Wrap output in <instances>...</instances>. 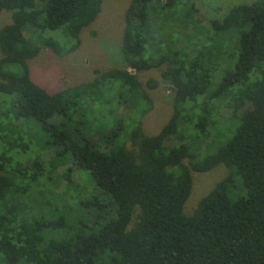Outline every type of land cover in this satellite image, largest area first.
Returning a JSON list of instances; mask_svg holds the SVG:
<instances>
[{
  "label": "trees",
  "instance_id": "16d2710c",
  "mask_svg": "<svg viewBox=\"0 0 264 264\" xmlns=\"http://www.w3.org/2000/svg\"><path fill=\"white\" fill-rule=\"evenodd\" d=\"M174 3L131 0L125 68L49 93L29 74L34 42L57 55L74 52L102 0H0V13H11L0 29V264H264V0L232 7L208 29L192 2L179 24L160 16ZM175 27L186 47L158 55ZM224 43L237 57L214 89L212 76L228 57ZM159 68L172 116L154 135L141 122L125 132L122 122L149 108L136 74ZM121 103L127 116L118 117ZM111 105L113 127L90 136L85 113ZM211 105L226 111L220 118L233 131L212 154ZM27 124L37 140L29 165L14 158L28 151ZM47 151L53 156L43 159ZM216 167L227 176L186 214L192 175ZM234 176L244 196L231 200Z\"/></svg>",
  "mask_w": 264,
  "mask_h": 264
},
{
  "label": "rangeland",
  "instance_id": "374dc122",
  "mask_svg": "<svg viewBox=\"0 0 264 264\" xmlns=\"http://www.w3.org/2000/svg\"><path fill=\"white\" fill-rule=\"evenodd\" d=\"M131 0H102V9L95 22L88 28L84 29L80 35V45L72 53H65L57 55L50 49L43 46L39 38L34 42L35 46L39 49L37 55L29 61V74L32 81L46 90L49 93H54L60 90L75 88L81 84L92 81L98 72H105L111 69H123L125 63L121 55V44L123 33L125 29L124 15L130 4ZM254 0H175L174 8L170 11H163L160 16L173 18L176 24H179L182 19L183 9H186L187 4L194 3L196 8L197 17L202 20L200 26L204 29L210 27V22H221L226 16L228 11L239 4H250ZM167 12V13H166ZM11 24V13L2 11L0 13V29L6 25ZM176 30H172V38L168 41V47L160 50L158 55L166 54L169 50L174 48L179 49L186 47V41L177 27ZM44 35H42L43 37ZM46 36L52 38L55 41L61 40V35L58 32H47ZM65 36H63L64 38ZM65 42V40H64ZM66 43V42H65ZM225 49L228 52V57L220 64L217 71L212 76V86L214 89L222 79L224 71L230 69L237 57V50L231 51L229 44L224 43ZM230 55V56H229ZM228 58V59H227ZM7 70L17 72L18 68L10 66ZM16 71V72H15ZM161 71L163 68L152 69L147 72H142L137 75L139 82L142 85L144 91L149 95V108L140 116L142 108H138L133 112V115L122 122L124 131L127 132L132 129L137 122H141L142 129L147 135L156 134L161 127L169 120L173 114L172 104V91L170 87L161 79ZM135 74V72H131ZM255 73L249 76V79H255ZM155 82L156 86L153 89H149L147 84ZM118 94L120 90H112ZM120 94V93H119ZM212 105L216 104L213 101ZM210 109L211 119L216 122L214 129L212 130L214 138L207 145L208 153H214L219 147L232 136L231 129H229L228 123H224V120L220 118L224 114V111H217V108ZM118 117H124L128 115L130 108L121 103L118 108ZM116 113V106H109L108 109L103 108L99 112H87L85 113V131L94 138H97L98 133H106L112 127L111 116L108 112ZM137 125V124H136ZM25 141L29 148L28 151L23 154H17L14 156L16 160L23 161V164L29 165L31 159L35 156L37 149L35 148L34 133L36 128L27 124L23 132ZM97 134V135H96ZM30 138H29V137ZM29 138V140L27 139ZM34 141V142H33ZM53 151H47L42 155L43 159H49L53 156ZM228 174V170L224 167H216L213 170L192 175V190L187 203L184 207V212L190 214L192 209L196 206L198 201L206 195L218 182L223 180ZM76 182H80L81 179L75 177ZM229 188V197L231 200H235L240 195L238 187H241V180L239 177L234 176ZM240 195V196H239ZM34 197H36L34 195Z\"/></svg>",
  "mask_w": 264,
  "mask_h": 264
}]
</instances>
